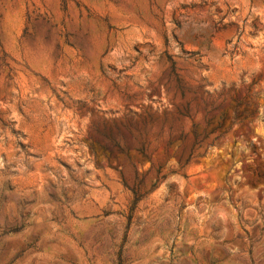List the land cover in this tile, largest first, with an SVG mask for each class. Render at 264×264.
<instances>
[{
	"label": "rangeland",
	"instance_id": "rangeland-1",
	"mask_svg": "<svg viewBox=\"0 0 264 264\" xmlns=\"http://www.w3.org/2000/svg\"><path fill=\"white\" fill-rule=\"evenodd\" d=\"M0 264H264V0H0Z\"/></svg>",
	"mask_w": 264,
	"mask_h": 264
},
{
	"label": "trees",
	"instance_id": "trees-1",
	"mask_svg": "<svg viewBox=\"0 0 264 264\" xmlns=\"http://www.w3.org/2000/svg\"><path fill=\"white\" fill-rule=\"evenodd\" d=\"M253 115L252 112H243L238 116V118H242V119H246L248 117H251ZM226 122V119H222L221 123L217 126V128H215L214 130H212L211 133L216 132V130L218 129H222L224 123ZM182 137H184V135H181ZM197 149H200V146H195L194 144L191 145L190 147H185L182 149V152L180 153V157L178 159V162L180 163L181 161H183V163L186 165L195 155V152Z\"/></svg>",
	"mask_w": 264,
	"mask_h": 264
}]
</instances>
